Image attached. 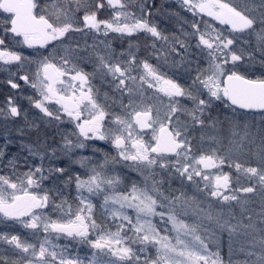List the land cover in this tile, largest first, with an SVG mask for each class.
<instances>
[{"label": "snow or ice", "instance_id": "6c2138e0", "mask_svg": "<svg viewBox=\"0 0 264 264\" xmlns=\"http://www.w3.org/2000/svg\"><path fill=\"white\" fill-rule=\"evenodd\" d=\"M0 61V264H264V0H0Z\"/></svg>", "mask_w": 264, "mask_h": 264}, {"label": "flooded vegetation", "instance_id": "af4514ba", "mask_svg": "<svg viewBox=\"0 0 264 264\" xmlns=\"http://www.w3.org/2000/svg\"><path fill=\"white\" fill-rule=\"evenodd\" d=\"M166 8H168V6H166ZM104 15L107 16V13H105ZM116 43L119 44V41H117ZM1 62L2 61H0V65H1ZM3 70H4L3 67L0 66V105L3 104L6 97L11 93L13 95V97L15 99H17L21 105H23L26 108L29 107L27 97L31 96L33 94L32 89L29 86H26L23 81H20L21 87L27 88L26 91L18 92L15 89H11L10 86H8L5 83L8 74L4 73ZM12 71H15V69L13 68ZM7 72H8V70H7ZM35 111H38V110H35ZM0 229L3 230L2 225H0ZM16 231H18L21 234L22 238L27 235L28 238L31 239L30 233H28L26 230L20 229V227L18 225L16 226ZM13 234H15V233H13ZM61 243H63V242H61Z\"/></svg>", "mask_w": 264, "mask_h": 264}, {"label": "rangeland", "instance_id": "374dc122", "mask_svg": "<svg viewBox=\"0 0 264 264\" xmlns=\"http://www.w3.org/2000/svg\"><path fill=\"white\" fill-rule=\"evenodd\" d=\"M172 2L173 4L175 3H178L179 0H167V6L169 5H172ZM224 2H227V0H224ZM3 62H1V65H2ZM3 71L4 73H7V69L3 67ZM101 146H104L103 143H101ZM84 154H88V152H84ZM224 170L225 171H228V168L227 166L224 167ZM235 178V171L233 170V179ZM244 181L242 180V183ZM60 242H63V241H60ZM220 244H221V247H220V255L222 256V258L225 260V264H227V260H228V248H229V242H228V236H227V233H224L222 238H221V241H220ZM5 247L4 245L2 246V248ZM236 248L238 249L239 248V245L237 244L236 245ZM216 249L214 248L213 251H215ZM245 259V255L243 252H239V251H236L234 252L233 254V260H243Z\"/></svg>", "mask_w": 264, "mask_h": 264}, {"label": "trees", "instance_id": "16d2710c", "mask_svg": "<svg viewBox=\"0 0 264 264\" xmlns=\"http://www.w3.org/2000/svg\"><path fill=\"white\" fill-rule=\"evenodd\" d=\"M172 1H174V0H172ZM156 2H157V4H163L165 9H167L166 8L167 0H156ZM227 2H228V0H227ZM172 4H173V2H172ZM13 151H15V148H13ZM0 231H4V229L3 230L0 229ZM3 245H4L3 242L0 241V248H2ZM4 246H6V245H4Z\"/></svg>", "mask_w": 264, "mask_h": 264}]
</instances>
